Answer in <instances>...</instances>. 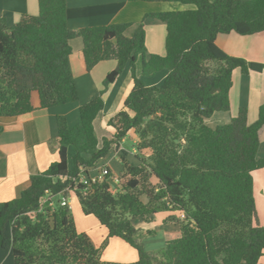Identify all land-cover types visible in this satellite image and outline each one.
I'll use <instances>...</instances> for the list:
<instances>
[{
  "label": "trees",
  "instance_id": "16d2710c",
  "mask_svg": "<svg viewBox=\"0 0 264 264\" xmlns=\"http://www.w3.org/2000/svg\"><path fill=\"white\" fill-rule=\"evenodd\" d=\"M132 1L193 6L145 14L165 24L163 55L147 54L144 18L127 36L131 23L69 28L66 0H37V14L10 25L0 17V116L32 112L34 94L39 108L78 99L72 39L82 40L87 71L100 61H116L104 88L80 105L79 125L56 117L58 159L30 175L18 197L0 204V264H260L264 225L257 219L252 173L264 168V155L258 154L264 102L252 123L246 107L214 128L206 120L229 110L235 69L248 73L264 66L215 43L219 33L264 31V0ZM126 66L132 88L107 121L114 132L99 141L94 121L105 108L103 92ZM160 70L167 71L162 82L146 85L142 77ZM131 132L133 154L120 148ZM111 150L121 162L117 181L110 169L92 179L90 168ZM70 195L107 229L99 246L77 230L71 208L60 204ZM165 211L182 213V219L174 214L164 219L177 224L179 234L148 251L143 238L154 232L143 233L135 223L152 222ZM111 237L135 249L136 261L103 260Z\"/></svg>",
  "mask_w": 264,
  "mask_h": 264
},
{
  "label": "crops",
  "instance_id": "0c3cea01",
  "mask_svg": "<svg viewBox=\"0 0 264 264\" xmlns=\"http://www.w3.org/2000/svg\"><path fill=\"white\" fill-rule=\"evenodd\" d=\"M66 20L69 28L78 29L87 26L107 25L112 23H131L126 29L127 36H132L138 24L148 12L181 10L193 8L192 5L180 2H147L132 0H66ZM214 1V0H210ZM38 13L37 0H0V17L8 25L17 22L24 14ZM145 46L147 54L163 55L165 24L154 18H144ZM215 43L219 48L232 56L243 57L248 61L264 64V31L241 35L236 32L219 33ZM72 54L70 64L78 93L76 101L60 104L49 108H39L38 99L34 94L31 102L34 110L20 116H0V204L16 198L20 194L22 183L32 174L45 170L51 162L58 159L57 143L55 141L56 117L61 115L69 126L80 124L79 107L89 101L104 88L103 81L107 73L116 67L115 60H105L97 63L90 71L85 68L82 54V40L72 39ZM136 73L140 74V62L136 63ZM166 70L157 71L147 78L143 76L146 85H159L166 76ZM133 85L131 70L125 67L121 74L109 83L103 92L104 110L94 121L99 141L103 136L110 137L114 129L108 125L109 117L117 113L123 106L124 99ZM230 107L227 111H217L206 120L208 126L214 128L225 124L235 116L240 107L247 109V121L257 119L259 106L264 102V66L261 71L250 70L242 73L235 69L232 73V86L229 90ZM131 140L132 150L124 147ZM259 156L264 155V126L259 130ZM136 136L129 133L121 142L120 148L135 152ZM117 158V151L111 150L103 158V164H96L89 170L91 176L98 173V168L109 166V162ZM120 164V161L117 160ZM253 194L257 211V219L264 225V168L253 171ZM257 174V176H256ZM76 228L85 232L95 246H99L107 235V229L100 225L93 215L83 213L77 198L68 197ZM174 214L182 219L178 211L159 212L152 222L136 221V227L141 232L152 230L154 234L143 238L145 249L155 251L162 248L166 239L178 236V225L164 223V219ZM156 242V243H155ZM101 258L106 261L130 263L137 259V252L118 237H111L101 252ZM264 264V255L260 258Z\"/></svg>",
  "mask_w": 264,
  "mask_h": 264
},
{
  "label": "rangeland",
  "instance_id": "374dc122",
  "mask_svg": "<svg viewBox=\"0 0 264 264\" xmlns=\"http://www.w3.org/2000/svg\"><path fill=\"white\" fill-rule=\"evenodd\" d=\"M148 76H145V78H147ZM124 147L127 148L128 150H132V147H133V144L131 143V140H128L124 143ZM71 154H72V150L69 151V159L71 157ZM117 157H118V154H117ZM119 158H114L113 160H111L108 164L109 166L111 167L110 171L111 173L115 176V178L118 179L119 175H120V170H121V162L120 164L118 163ZM120 161V160H119ZM98 164H103L104 161H103V158L102 159H99ZM104 166L102 167H99L98 168V172H100L101 168H103ZM93 168V167H92ZM91 169V168H90ZM257 176V174H256ZM150 183H154L155 180L153 178H150L149 179ZM113 183H116V182H113ZM156 243V242H155Z\"/></svg>",
  "mask_w": 264,
  "mask_h": 264
},
{
  "label": "built area",
  "instance_id": "2783aa9c",
  "mask_svg": "<svg viewBox=\"0 0 264 264\" xmlns=\"http://www.w3.org/2000/svg\"><path fill=\"white\" fill-rule=\"evenodd\" d=\"M108 172H109V167L104 166L103 168H101L100 172H98L96 175L92 176V179H94L96 176L101 177V176L107 174ZM82 180H83V177H81V178L79 179V181H82ZM114 180L117 181V178H115ZM45 199H46V198H45ZM45 199H44V200H45ZM43 202H44V201H43ZM60 204H61V205H68V206L70 207V204H69L68 199H66V198H64V197H61V199H60Z\"/></svg>",
  "mask_w": 264,
  "mask_h": 264
}]
</instances>
